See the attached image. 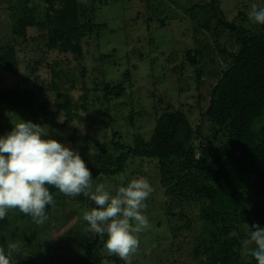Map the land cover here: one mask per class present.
<instances>
[{
    "label": "rangeland",
    "instance_id": "obj_1",
    "mask_svg": "<svg viewBox=\"0 0 264 264\" xmlns=\"http://www.w3.org/2000/svg\"><path fill=\"white\" fill-rule=\"evenodd\" d=\"M49 1L0 0V55L9 62L13 54L16 62L11 70L0 63V91H33L36 98L33 113L0 106V136L20 121H31L47 129L44 138L77 151L97 172L121 149L149 142L164 113L182 112L207 135L196 150L207 144L206 156L216 158L225 138L211 141L206 113L213 88L240 49L225 25L237 31L261 28L248 14L252 4L264 8V0H76L77 55L50 46L57 25L49 17L57 18L63 5ZM27 18L26 25L33 26L22 28ZM69 33L76 35L71 28ZM60 94L69 103L62 109ZM259 124L264 126V118ZM210 173L206 179L186 174L181 162L165 170L157 161L130 158L123 174L95 180L113 195L140 177L154 189L145 201L149 227L138 234L131 264H215L225 241L237 243L240 259L257 264L249 254L255 245L245 241L257 225L247 222L249 217L264 208V182L245 176L238 184L239 173L229 162ZM225 193L238 196L236 211L213 207ZM69 200L43 224L7 215L0 246L19 244L15 264H84L88 247L96 243L88 264H125L105 250L106 235L97 241L99 235L89 231L83 213L96 207L94 202ZM35 224L41 233L30 242L23 233Z\"/></svg>",
    "mask_w": 264,
    "mask_h": 264
},
{
    "label": "trees",
    "instance_id": "obj_2",
    "mask_svg": "<svg viewBox=\"0 0 264 264\" xmlns=\"http://www.w3.org/2000/svg\"><path fill=\"white\" fill-rule=\"evenodd\" d=\"M50 1H58L63 5V10L57 18L49 17L51 22L57 25L50 34V46L52 48L59 46L63 50H71L76 55L80 54V46L77 44L80 27H78L76 10H73L76 0ZM27 22L28 18L21 24V27L33 26L32 23L26 25ZM225 26L234 33L240 49L234 56L230 68L221 75L213 88L211 103L206 113V118L212 126L211 141L219 140L220 136L225 138L216 158L209 160L206 156L209 152L207 144L203 143L199 151L196 150V142L207 138L202 126L194 129L188 117L182 112L164 113L157 120L149 142L127 151L121 149L118 157L111 156L110 163L105 168L97 172L91 171L93 180L123 174L130 158H141L157 161L165 170L175 162H181L186 174L206 175V179L210 178V171L215 165L221 166L229 162L233 165L234 171L239 173L238 184H242L245 176H255L264 182V126L259 124V119L264 118V25L256 30L242 28L238 31L234 25ZM70 28L76 32V35L69 33ZM9 50L11 53L14 52L12 47ZM10 57L11 61L8 62L5 54L0 55V63L7 70H11L16 63L13 54ZM63 96L60 94L59 100ZM3 104L33 113L36 98L33 91L21 89L0 91V106ZM67 104L69 103L61 100L59 108L62 109ZM220 181L221 178L217 179V182ZM46 187L49 188L56 202L55 207L49 205L46 208L50 218L54 210L67 207L70 200L55 187L48 185ZM78 198L79 203L82 204L90 200L83 194ZM237 200L238 196L225 193L213 200V207L221 209L222 206H229L232 211H236ZM253 212L247 222H256L262 226L264 208H258ZM7 215L19 221L31 218L19 212L18 209L9 210ZM253 218L255 220H251ZM6 223V220H0V231H3ZM32 228L29 226L23 233L30 242L35 241L41 233L38 225ZM100 238L98 236L97 241H100ZM95 244L88 247L89 251L84 264H88ZM234 245L238 246L237 243L233 244L228 241L221 243L224 251L220 253V257L216 258L215 264H256V262L247 263L240 259L234 251ZM231 254L232 257H230Z\"/></svg>",
    "mask_w": 264,
    "mask_h": 264
},
{
    "label": "clouds",
    "instance_id": "obj_3",
    "mask_svg": "<svg viewBox=\"0 0 264 264\" xmlns=\"http://www.w3.org/2000/svg\"><path fill=\"white\" fill-rule=\"evenodd\" d=\"M250 21L264 25V8L251 5ZM48 136L45 127L31 121H20L13 129L0 136V220L9 210L30 216L36 224L48 220L47 206L55 207L48 186H53L71 200L82 194L96 207L83 213L89 231L101 238L107 236L104 248L117 255L125 264L139 246L138 234L149 227L144 210L145 201L154 191L143 177L119 186L112 194L103 183L92 179L91 171L77 151ZM257 264H264V227L254 225L245 245ZM18 243L0 246V264H15Z\"/></svg>",
    "mask_w": 264,
    "mask_h": 264
}]
</instances>
